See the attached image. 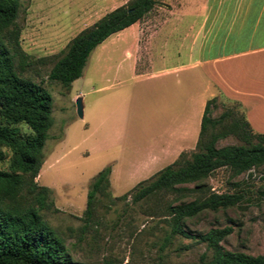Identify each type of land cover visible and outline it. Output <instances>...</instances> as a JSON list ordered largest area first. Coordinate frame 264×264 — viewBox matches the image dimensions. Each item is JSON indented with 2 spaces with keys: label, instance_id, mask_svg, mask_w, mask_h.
Returning a JSON list of instances; mask_svg holds the SVG:
<instances>
[{
  "label": "rangeland",
  "instance_id": "rangeland-1",
  "mask_svg": "<svg viewBox=\"0 0 264 264\" xmlns=\"http://www.w3.org/2000/svg\"><path fill=\"white\" fill-rule=\"evenodd\" d=\"M130 0H21L17 25L19 43L32 63L23 75L39 83L52 97L53 125L44 147V162L35 181L51 190L53 209L41 211L43 218L64 239L73 258L84 264H190L202 254L210 258L212 251L196 238L174 236L161 249L168 233L166 206L187 203L205 197L209 192H243V200L236 206L216 213L203 212L185 221L186 230L202 234L212 228H231L232 232L220 244L228 251L257 256L264 254V165L233 177L227 168L212 172L199 183L182 187L186 191L162 193L144 202L132 203L130 196L116 199L110 187L97 196L94 217L87 223L84 212L91 179L106 165L100 154L90 149V122L96 115L97 102L108 92H97L110 85V69L121 63V53L127 42L113 45L112 60L106 62L103 41L90 54L81 78L66 90L58 82L48 79V72L65 50L69 41L82 30L113 9ZM221 1L233 0H157L154 8L139 21H146L144 29L154 30L155 21L167 17H187L192 20L194 39L203 43L209 54L220 50L213 38L221 36ZM152 22V23H151ZM184 29L183 27L180 28ZM172 46V45H171ZM170 62L186 63L184 52L177 56L171 49ZM108 78V79H107ZM134 86H127L129 90ZM119 92V91H118ZM84 96L83 118L76 111V95ZM81 97V96H79ZM83 103V102H82ZM226 108L242 113L235 102L218 98L212 117L217 118ZM23 134L29 132L20 126ZM87 137V138H86ZM240 144L230 135L219 140L217 147ZM4 158L0 167L8 165L10 152L0 148ZM109 206V208H108Z\"/></svg>",
  "mask_w": 264,
  "mask_h": 264
},
{
  "label": "trees",
  "instance_id": "trees-1",
  "mask_svg": "<svg viewBox=\"0 0 264 264\" xmlns=\"http://www.w3.org/2000/svg\"><path fill=\"white\" fill-rule=\"evenodd\" d=\"M156 4L157 0H130L106 13L69 41L50 68L48 79L69 90L81 77L97 46L141 20ZM20 7L21 0H0V148L10 152L7 167H0V264H84L73 258L62 236L41 214L43 210H56L50 198L51 190L35 181L53 125L52 97L39 83L23 75L32 61L19 43L20 28L16 20ZM218 98L213 97L205 104L194 151L182 152L172 164L116 199L130 196L136 204L162 193L186 191L182 186L188 184H195L196 189L220 168L229 169L235 177L264 165V135L254 133L243 113L231 108L213 118ZM21 125L29 132L23 134ZM230 135L240 144L216 146ZM3 158L0 151V161ZM110 174L111 165H107L89 183L84 212L87 223L95 215L97 196L110 188ZM243 198V192H209L187 203L168 204L169 231L160 248L164 249L178 235L196 238L212 251L210 258L202 254L197 262L190 264H264V254L253 256L221 246L232 232L230 227L212 228L202 234L185 228L187 219L234 207Z\"/></svg>",
  "mask_w": 264,
  "mask_h": 264
},
{
  "label": "crops",
  "instance_id": "crops-1",
  "mask_svg": "<svg viewBox=\"0 0 264 264\" xmlns=\"http://www.w3.org/2000/svg\"><path fill=\"white\" fill-rule=\"evenodd\" d=\"M152 22V31L138 21L112 34L98 54L109 62L113 45L127 42L121 63L106 68L112 83L97 89L108 97L97 102L86 124L91 151L111 165L115 196L195 150L205 104L213 97L239 104L251 130L264 135V0L221 1V36L212 40L220 51L212 55L211 46L205 50L194 39L187 17ZM171 49L177 56L184 52L187 62H170Z\"/></svg>",
  "mask_w": 264,
  "mask_h": 264
},
{
  "label": "water",
  "instance_id": "water-1",
  "mask_svg": "<svg viewBox=\"0 0 264 264\" xmlns=\"http://www.w3.org/2000/svg\"><path fill=\"white\" fill-rule=\"evenodd\" d=\"M76 103V111L79 118H83V103L82 98L78 97L75 101Z\"/></svg>",
  "mask_w": 264,
  "mask_h": 264
}]
</instances>
